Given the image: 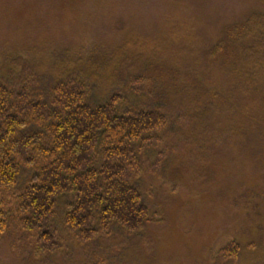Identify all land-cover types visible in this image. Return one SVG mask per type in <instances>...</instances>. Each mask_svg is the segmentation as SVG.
I'll return each instance as SVG.
<instances>
[{
    "label": "rangeland",
    "instance_id": "374dc122",
    "mask_svg": "<svg viewBox=\"0 0 264 264\" xmlns=\"http://www.w3.org/2000/svg\"><path fill=\"white\" fill-rule=\"evenodd\" d=\"M254 13L264 0H0V81L48 92L77 78L91 104L120 94L123 109L168 117L136 149L133 183L150 209L141 229L115 225L81 243L64 227L63 198L52 224L61 248L37 254L39 233L16 218L0 264H264L262 56L246 40L228 41L226 60L211 55ZM230 243L238 257L221 255Z\"/></svg>",
    "mask_w": 264,
    "mask_h": 264
},
{
    "label": "trees",
    "instance_id": "16d2710c",
    "mask_svg": "<svg viewBox=\"0 0 264 264\" xmlns=\"http://www.w3.org/2000/svg\"><path fill=\"white\" fill-rule=\"evenodd\" d=\"M242 40L250 42L249 52L262 56L256 62L258 92L264 87V13L229 27L211 55L226 60L228 41ZM41 88L44 94L36 93ZM36 89L0 81V237L21 218L23 229L39 233L37 254L56 253L61 245L52 224L63 198L70 199L64 227L81 243L108 235L115 225L141 229L150 209L133 183L142 172L136 149L158 139L168 117L123 109L120 94L91 104L89 87L77 78L60 80L48 92L42 85ZM259 96L254 102L264 107V93ZM239 254L236 243L221 250L224 257Z\"/></svg>",
    "mask_w": 264,
    "mask_h": 264
}]
</instances>
